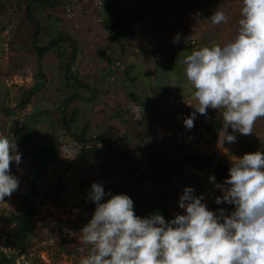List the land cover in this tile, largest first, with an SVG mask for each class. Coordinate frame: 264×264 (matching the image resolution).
<instances>
[{"label":"rangeland","instance_id":"rangeland-1","mask_svg":"<svg viewBox=\"0 0 264 264\" xmlns=\"http://www.w3.org/2000/svg\"><path fill=\"white\" fill-rule=\"evenodd\" d=\"M23 1L0 0V135L14 142L19 152H24L25 144L30 150L40 147L42 143L37 145L36 140L28 139V143L20 140L24 135L20 123L25 125L27 116L34 115L36 110L47 111V116L35 115L50 119L55 139L45 146L59 148V155L48 161L46 175L37 182V186L41 192H53L57 191V186L63 185L59 201L43 197L42 193L34 198V227L29 238L32 246L28 248L34 264H79L90 247L83 243L80 229L94 211L85 208L91 200L85 197L84 191L90 189L92 182L107 188L116 182L113 175L117 173L113 171H124L129 166L106 149L98 159L90 152L80 160V144L60 125L62 116L70 117L73 112V129L90 123L92 138L114 141L115 147L127 149L130 158L139 165L140 172L146 167L142 158L148 152H162L169 161H181L182 173L173 171L168 183L154 185L146 180L140 188V192L152 193L153 197L166 193V207L173 218L176 214H183L178 200L186 186L193 188L194 195L203 194L202 202L214 213L224 209L227 215L234 210V205L215 203V197L222 193L214 183L222 182L216 179L209 181L208 177L213 176L217 162L231 166L232 160L244 153L264 152V117L254 122L252 133H234L237 135L235 142L224 143L223 146L218 140L222 126L218 109H207V115L197 114L194 126L186 129L183 119L194 111L192 106H196L197 101L184 74L182 60L193 50L223 46L234 37L240 18V0H112L117 4L121 21L133 32L131 38L123 43H117L102 27L111 0H59L57 7H44L35 13L43 31L38 45H47L58 34L75 40L78 57L72 67L73 76L86 86L78 88L75 85L70 92L61 89L57 55L63 54L62 60L66 61L71 51L69 44L62 42L43 57L42 71L48 81L43 93L26 104L24 110L4 116L3 110L13 109L22 91L37 82L34 77L36 55L30 48L33 27L25 18ZM215 10L225 12L226 22L213 25L207 20ZM177 33L180 41L172 43ZM188 40L195 42L190 50L184 49ZM115 63L121 67L108 75ZM122 67L124 71H121ZM111 77H114L113 81H110ZM71 94L78 95L80 99L72 100L65 113L61 114L57 108ZM131 94L144 106L135 103ZM165 96H170L172 105L167 111L156 110L154 106L162 104L160 97ZM134 103L142 108V112L140 108L137 111L135 119L130 115L132 107L137 106ZM228 131L232 130L229 128ZM101 143L99 139L97 142L88 141L87 146L99 148ZM190 153L210 156L212 163L195 168L185 160L184 155ZM98 164L106 168L99 171ZM30 167L24 157H21L19 165L10 162V173L18 178L19 185L10 197L0 202L1 228L11 227L3 216L20 207L19 197L27 187L23 179ZM80 181L84 182L82 189L78 188ZM125 188L126 184L113 191L120 193ZM53 229L66 233V239L60 245H45L44 239L37 242Z\"/></svg>","mask_w":264,"mask_h":264},{"label":"clouds","instance_id":"clouds-1","mask_svg":"<svg viewBox=\"0 0 264 264\" xmlns=\"http://www.w3.org/2000/svg\"><path fill=\"white\" fill-rule=\"evenodd\" d=\"M240 3L238 27L231 40L223 46L193 50L182 60L197 101L192 106L194 111L184 117L183 126L190 130L197 114L207 115V109H218L222 117L218 134L221 146L235 142L234 133H252L254 122L264 117V0ZM207 20L218 25L226 22L227 15L215 10ZM179 41L177 33L172 43ZM118 65L115 63L111 70ZM169 99L160 97L162 104L154 108L167 111L172 105ZM134 108L142 112L140 105ZM20 159L17 145L0 135V202L18 188L19 180L10 173V162L19 165ZM208 179L215 181L212 175ZM214 187L222 193L215 197L217 205H234L229 214L225 215L224 209L215 213L209 210L202 202L203 194L194 195L193 188L186 186L178 200L183 214L166 221L159 212L136 215L133 200L126 194H113L104 200L103 186L92 182L87 199L95 208L80 229L83 243L90 247L79 264H264V152L235 157L228 176Z\"/></svg>","mask_w":264,"mask_h":264},{"label":"trees","instance_id":"trees-1","mask_svg":"<svg viewBox=\"0 0 264 264\" xmlns=\"http://www.w3.org/2000/svg\"><path fill=\"white\" fill-rule=\"evenodd\" d=\"M59 5V0H24L23 1V8L25 12V18L30 23V25L33 27V33L32 38L30 42V48L35 53V63L37 65V71L34 77L37 79L34 83V85L26 90H23L22 93L19 95V98L16 100L15 107L13 109H6L3 110L4 116H10L15 115L17 112L22 111L25 109L26 104H29L34 97H37L39 94L43 93L45 86L47 85L48 81L46 76L44 75L42 71V60L46 53L51 51L54 47H59V44L62 42H66L70 46V56L66 61L62 60L63 54L60 53L57 55L58 60V77L61 81V89L66 92H70L73 90L76 86L78 88H84V84H80V82L76 81L73 76L74 70H72V67L74 66L76 59L78 57V48H77V42L70 39L69 37L58 34L55 38H53L47 45L40 46L38 45L39 37L42 34V27L39 23V21L35 17V13L39 11L40 9L44 7H57ZM108 15L105 18L102 27L106 33L109 34V36L117 41V43H123L125 40H128L133 35V32L129 26H127L125 23L121 21L120 16L118 15V9L117 4L114 1L109 2V6L107 8ZM191 40L186 41V44L184 45V49H189L192 46ZM194 45V44H193ZM53 51V50H52ZM62 56V57H61ZM120 65V64H119ZM118 67H121L119 66ZM117 67V68H118ZM109 71V70H108ZM114 70L109 71L108 75H110ZM119 72H117L118 74ZM114 77H111L110 79H113ZM76 85V86H75ZM89 87V86H88ZM131 97L135 99V103L140 104L141 106H144V104L136 98L134 94H131ZM80 99L78 95L71 94L68 97L64 98L61 104L58 106L57 110L62 113H65V109L67 108V105L74 99ZM34 115L27 116L28 120L26 121L25 125L20 123L22 126L21 131L24 133V135L21 136L20 140L23 141V143L27 142L28 139H33L31 136V130L33 123L37 120H48L50 122L49 118H39L35 115L40 116H47V111H35L33 112ZM74 115L75 112H73L70 117H64L62 116V119L60 121V125L62 130L70 135L78 144H80V153H79V159H85L89 153H94L95 158L98 159L100 155L102 154L105 149L114 155L115 157L121 159L122 161L126 162L129 166L124 171L123 170H115L113 172H116L117 175H113L116 178V182L112 185L107 186V188H104L105 195L106 194H118L117 192L113 191L116 189V187H119L120 185L126 184V190H122L120 193L128 195L133 200V208L134 213L140 217L148 216L154 212H159L165 220H170L173 217L170 216L169 211L167 209V199L168 196L166 193L160 194L158 196L153 197L152 193H142L140 192L141 185L144 181L150 180L154 185H158L160 183H168L170 177L173 174V171H177L179 174L183 171V165L181 164V161L178 159H175L173 161H169L165 158L162 152L160 153H154V152H148L144 158H142V162L146 164L145 169L143 172L139 171V165L135 160L130 158L129 152L127 149H120L118 147H115L114 141H109L107 139H100L101 140V147L95 148L90 147L88 148L87 142L93 141L96 142L98 139L92 138L91 132H92V125L89 123V126L87 124L82 125L81 127H74L75 121H74ZM127 124V122L125 121ZM78 132H77V131ZM73 131V132H72ZM0 133L2 131L0 130ZM35 141V140H34ZM37 145H40V147L35 146L32 150L28 149V144H25L24 152H18L21 154V157L27 158L28 162L30 163L31 167L29 172L26 173L24 176V181L26 184V190L24 193H22L19 197L21 200L20 207L15 210L14 212H11L7 215L3 216V219L7 221V223L12 224L14 223V226L11 228V230L8 232V240L12 247L18 249L21 253H28V248L32 246V244L29 241V238L32 237L33 233V223H32V215L35 213L34 208V198L40 193H42L43 197H46L52 201H59L61 197L59 196V192L62 190L63 185L57 186V191L51 192L50 190H46L44 192H41L38 189L37 182L43 178V176L46 175L45 167L49 160L55 159L59 155V148L55 147H46L45 143L43 142H37ZM176 150L181 152L180 148L176 147ZM42 155H45L44 157ZM185 160L193 167L195 168H203L207 164L212 163V158L207 155L202 154H196V153H190L184 155ZM77 159V160H79ZM99 166V171H101L104 167L102 164H98L97 168ZM230 166H226L225 164H221L217 162L213 169V176L217 181L223 182V180L228 176V169ZM100 174L103 175L102 172ZM112 175V174H110ZM90 185V183H88ZM84 185L83 181H80L78 183V188L82 189ZM88 186V185H87ZM90 188V187H88ZM87 192L84 191V195L87 198ZM110 195L107 197V199L110 197ZM104 199V200H107ZM89 211H93L95 208V205L92 201H90L86 207ZM46 237H40V239L37 242L42 241ZM60 247V246H59Z\"/></svg>","mask_w":264,"mask_h":264},{"label":"built area","instance_id":"built-area-1","mask_svg":"<svg viewBox=\"0 0 264 264\" xmlns=\"http://www.w3.org/2000/svg\"><path fill=\"white\" fill-rule=\"evenodd\" d=\"M194 42L192 41L191 44ZM170 100V99H169ZM166 108V107H165ZM137 115V109L132 110L131 116L135 119ZM4 229L0 227V264H33L31 258L25 254H22L18 249L12 247L8 240V232L12 228ZM66 239V233L58 230H53L50 237L45 244L51 246L56 243H60Z\"/></svg>","mask_w":264,"mask_h":264},{"label":"water","instance_id":"water-1","mask_svg":"<svg viewBox=\"0 0 264 264\" xmlns=\"http://www.w3.org/2000/svg\"><path fill=\"white\" fill-rule=\"evenodd\" d=\"M31 136L37 142H45L54 138L51 125L48 120H38L33 123Z\"/></svg>","mask_w":264,"mask_h":264},{"label":"flooded vegetation","instance_id":"flooded-vegetation-1","mask_svg":"<svg viewBox=\"0 0 264 264\" xmlns=\"http://www.w3.org/2000/svg\"><path fill=\"white\" fill-rule=\"evenodd\" d=\"M55 139V138H54ZM54 139H51V140H47V141H45V142H43V143H50V142H52Z\"/></svg>","mask_w":264,"mask_h":264},{"label":"crops","instance_id":"crops-1","mask_svg":"<svg viewBox=\"0 0 264 264\" xmlns=\"http://www.w3.org/2000/svg\"><path fill=\"white\" fill-rule=\"evenodd\" d=\"M126 80V79H125ZM110 81H113V80H111L110 79ZM134 102V101H133ZM135 104V103H134ZM161 112V111H160ZM163 112V111H162ZM158 114V113H157ZM156 115V114H155ZM153 116V115H152ZM151 117V116H150ZM149 117H148V115H146V119H148Z\"/></svg>","mask_w":264,"mask_h":264}]
</instances>
